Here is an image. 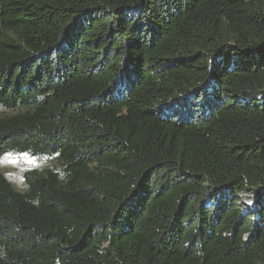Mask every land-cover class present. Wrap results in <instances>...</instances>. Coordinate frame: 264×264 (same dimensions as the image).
Segmentation results:
<instances>
[{
	"label": "trees",
	"instance_id": "trees-1",
	"mask_svg": "<svg viewBox=\"0 0 264 264\" xmlns=\"http://www.w3.org/2000/svg\"><path fill=\"white\" fill-rule=\"evenodd\" d=\"M0 264H264V0H0Z\"/></svg>",
	"mask_w": 264,
	"mask_h": 264
},
{
	"label": "rangeland",
	"instance_id": "rangeland-1",
	"mask_svg": "<svg viewBox=\"0 0 264 264\" xmlns=\"http://www.w3.org/2000/svg\"><path fill=\"white\" fill-rule=\"evenodd\" d=\"M7 111L0 107V113ZM46 167L61 168L57 156H33L28 153H8L0 158V171L18 190L26 188L25 174L28 171Z\"/></svg>",
	"mask_w": 264,
	"mask_h": 264
}]
</instances>
